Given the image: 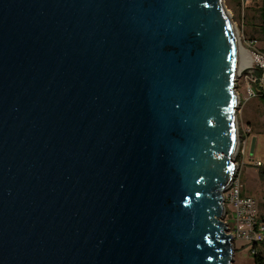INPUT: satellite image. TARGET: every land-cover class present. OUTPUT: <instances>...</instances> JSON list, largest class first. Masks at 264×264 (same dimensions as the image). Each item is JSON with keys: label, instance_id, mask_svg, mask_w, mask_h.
Instances as JSON below:
<instances>
[{"label": "water", "instance_id": "obj_1", "mask_svg": "<svg viewBox=\"0 0 264 264\" xmlns=\"http://www.w3.org/2000/svg\"><path fill=\"white\" fill-rule=\"evenodd\" d=\"M237 67L222 0H0V264H232Z\"/></svg>", "mask_w": 264, "mask_h": 264}, {"label": "rangeland", "instance_id": "obj_2", "mask_svg": "<svg viewBox=\"0 0 264 264\" xmlns=\"http://www.w3.org/2000/svg\"><path fill=\"white\" fill-rule=\"evenodd\" d=\"M234 27L235 37L241 49L251 57L250 68L237 73L234 91L238 97L236 106L237 146L233 161L236 176L241 184L242 196L252 197L257 204L258 221H264V38L261 33L260 0H222ZM259 162L261 167H255ZM225 208V207H224ZM228 208L227 222L234 223L233 209ZM231 212V215H230ZM225 214L222 221H225ZM245 229V226H241ZM232 264H253L251 245L242 239L233 241Z\"/></svg>", "mask_w": 264, "mask_h": 264}, {"label": "built area", "instance_id": "obj_3", "mask_svg": "<svg viewBox=\"0 0 264 264\" xmlns=\"http://www.w3.org/2000/svg\"><path fill=\"white\" fill-rule=\"evenodd\" d=\"M255 167H261V164L256 162ZM235 176L236 172L227 190L223 193V209L226 218L224 223L233 240L242 239L246 241L251 245L252 250L255 244L263 241L264 223L258 221L256 201L250 196H242L239 178ZM230 206L234 214L232 227L227 222L229 215L227 207ZM241 226H245V229L242 230Z\"/></svg>", "mask_w": 264, "mask_h": 264}, {"label": "trees", "instance_id": "obj_4", "mask_svg": "<svg viewBox=\"0 0 264 264\" xmlns=\"http://www.w3.org/2000/svg\"><path fill=\"white\" fill-rule=\"evenodd\" d=\"M261 9H260V19H261V33L264 38V0H260ZM264 52V44H263ZM262 104L264 105V94L260 95ZM260 177L264 179V170L260 172ZM264 223V221H263ZM252 262L253 264H264V234L263 241L259 244H255L251 250Z\"/></svg>", "mask_w": 264, "mask_h": 264}, {"label": "bare ground", "instance_id": "obj_5", "mask_svg": "<svg viewBox=\"0 0 264 264\" xmlns=\"http://www.w3.org/2000/svg\"><path fill=\"white\" fill-rule=\"evenodd\" d=\"M236 45H237V54H238L237 72H239V70L242 71V70L250 68L251 63H252V59H251L250 55L245 50H243L239 47L237 40H236Z\"/></svg>", "mask_w": 264, "mask_h": 264}]
</instances>
